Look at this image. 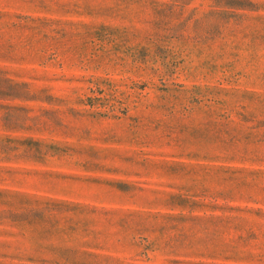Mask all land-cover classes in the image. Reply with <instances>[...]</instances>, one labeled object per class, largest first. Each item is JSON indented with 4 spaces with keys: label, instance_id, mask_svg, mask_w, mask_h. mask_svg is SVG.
<instances>
[{
    "label": "rangeland",
    "instance_id": "374dc122",
    "mask_svg": "<svg viewBox=\"0 0 264 264\" xmlns=\"http://www.w3.org/2000/svg\"><path fill=\"white\" fill-rule=\"evenodd\" d=\"M0 264H264V0H0Z\"/></svg>",
    "mask_w": 264,
    "mask_h": 264
}]
</instances>
